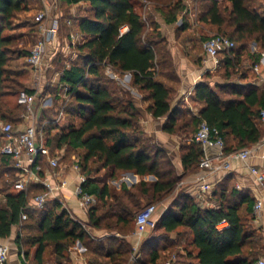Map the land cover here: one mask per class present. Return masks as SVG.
Masks as SVG:
<instances>
[{
	"label": "trees",
	"instance_id": "16d2710c",
	"mask_svg": "<svg viewBox=\"0 0 264 264\" xmlns=\"http://www.w3.org/2000/svg\"><path fill=\"white\" fill-rule=\"evenodd\" d=\"M61 1L62 4L70 5L87 4L86 15L63 17L61 21V30L74 29V34L85 37L81 44L69 46L77 59L71 62L59 78V84L69 89L67 95L70 99L63 101V110L67 115H75L80 125H69L59 132V112L54 116L42 112L39 125L43 127L53 153L66 146L75 151H83L78 161L82 173L89 178L88 192L96 197L97 203H101L104 209L100 215L97 204L89 211L88 226L98 230L117 227L125 231L141 208L144 195L149 192L153 196L174 192L182 180L168 152L157 145L155 139H143L146 133L135 101L129 95L130 91L117 89L115 80L106 79L104 74L107 69L119 75L131 74L133 87H139L148 94L146 100H150L151 104L147 111L155 119L167 117L165 132L178 134L185 131L188 134L181 148V161L187 174L194 172L204 157L201 146L193 141L202 120L220 130L227 153L246 149L248 145L260 140L262 133L258 120H261L260 113L264 109V86L233 79L235 71H239L242 49L236 48L220 56L218 71L223 67L231 72L226 74L223 84L215 87H211L207 81L198 84L195 97L204 106L197 118L180 121L182 110L180 107L173 109L171 105L175 90L163 82L169 80L178 83L174 62L169 64L167 61L172 58L167 51L166 41L157 40L154 33L149 35L147 24L137 12V4L145 0ZM226 1L230 7L222 8L216 0H210L202 20L218 27L215 35L227 36L236 43L254 42L257 46L256 53L252 54L255 65L261 57L260 52L264 51V13L252 7L251 0ZM24 5L25 0H0V114L8 112L4 98L14 90L7 85L10 82L8 63L11 40L2 34L10 28V21ZM178 12L179 9L175 10L167 22L175 23ZM125 27L128 30L123 33ZM150 29L154 32L156 26ZM28 54L29 51L25 56ZM209 78L210 74L205 76V79ZM245 79L242 77L240 80ZM16 84L19 89L23 88L21 83ZM23 91L35 93L28 89ZM73 101L76 105H72ZM227 136H232L237 143L236 148L228 146ZM90 164L95 165L97 173L110 172L109 177L113 180L122 173L131 172L141 178L154 176L156 181L151 189H148L150 185L141 181L137 188L122 185L121 193L112 194L108 181H97L89 176ZM3 175H9L14 189L17 170L11 158L0 154V179ZM14 192L7 194L5 204L0 206V239H8L13 229L18 228L16 244L25 261L30 254L23 252V233L31 230L38 232L31 244L36 246V264H46L45 255L50 247L55 256L54 264L69 263L70 258L65 260V253L77 242L84 244L91 254L108 256L107 264L129 263L133 248L128 242L114 237L94 239L68 211H61L57 201L50 202L43 210L28 211L29 219L21 222L22 211L37 195L44 193L45 188L33 185L26 191L14 189ZM212 201L217 206L205 207L183 190L175 209L165 212L156 228L160 226L168 234L179 228L186 229L196 249V264H254L263 257L258 256L264 246L260 241L263 236L254 225V197L218 185L208 199V204ZM34 214L38 215L37 220L32 217ZM223 222L228 225L220 228ZM166 241L163 239L156 242L149 238L140 250L145 261L139 258L136 264H157L161 257L159 246ZM98 257L91 261L99 264ZM189 257L192 255L189 254Z\"/></svg>",
	"mask_w": 264,
	"mask_h": 264
},
{
	"label": "rangeland",
	"instance_id": "374dc122",
	"mask_svg": "<svg viewBox=\"0 0 264 264\" xmlns=\"http://www.w3.org/2000/svg\"><path fill=\"white\" fill-rule=\"evenodd\" d=\"M53 1V0H51ZM55 1V0H54ZM51 2L49 8L51 9L49 12L48 23L52 22L56 17H79L81 15H86L85 10L87 9V4L80 3L79 5L73 4H57ZM221 6L223 7H230V4L226 0H216ZM250 3L252 7L258 9L261 13H264V0H251ZM138 3V2H137ZM210 0H145L137 4V12L141 14L145 23L148 27L149 35L151 33L155 34V38L157 40L162 41L164 39L166 41L167 49H170V46L173 45V48H177L178 44L181 43L185 46L184 52L186 50H190V56L192 55L194 59H199V55L203 57L204 50L203 44L209 38L214 36L218 33V27L202 20V16L204 11L210 5ZM59 6V7H57ZM179 6V12L177 14V21L173 24L167 22L168 17H171V14L178 10L176 7ZM46 9V5L42 0H25V5L23 6L22 10L15 14V16L10 21V28L6 29L2 36L11 40V44L9 46L10 49V61L8 63V71H9V79L10 82H7L8 86L13 87L12 94L7 95L4 98L5 103L8 107V112H3L0 114V147L2 144L1 139V127L6 122H14L15 125L20 124V119H22L23 115H28L29 112L23 108H21L18 104V96L24 90L28 89L36 93V100L33 105L34 111V120H38L40 123V117L42 112L46 113V115H53L57 112H61L63 101L68 100L64 98L65 91L63 85L59 84V78L62 75V72L65 69L70 67L72 61L77 59V56L73 53V49L69 47L72 45V38L69 33L74 32V29H63L61 30V40L60 46L51 49L49 54V60L47 59V69L45 73L40 76L36 77L33 70L28 66L26 62V52L30 51V48L34 45L38 38L39 32V25L36 22V17L39 13ZM62 21V19H61ZM156 26V30L153 32L150 27ZM38 30V31H37ZM37 31V32H36ZM72 32V34H74ZM71 34V35H72ZM175 38H177V43L175 42ZM191 40V41H190ZM189 42H191L189 44ZM254 42H237V49H242V57H241V64L239 65V71H235V75H233V79L237 82L242 83H253L259 87L264 86V79L260 78V74L254 72L252 70L253 65V53L257 51L254 48ZM73 46V45H72ZM175 46V47H174ZM192 46L190 49L189 47ZM74 47V46H73ZM203 59V58H201ZM51 60V61H50ZM169 64L174 62L169 58L167 59ZM172 61V62H171ZM175 67V66H174ZM262 69V68H261ZM230 70H225L223 67L217 71L215 74H210V76L223 79L226 77L227 73H230ZM109 72L105 73L106 79L115 80L108 74ZM117 77H119L123 82L124 85L129 83L133 87V79H129V82L125 80V75H119L117 73ZM242 77H246L245 80H240ZM117 83L115 87L117 89L123 90L124 87L120 84L118 80H115ZM16 83H21L23 88L19 89ZM177 85V84H174ZM176 87V86H174ZM133 89L139 92L145 99H148V94L145 91L140 90L139 87H133ZM178 89V88H177ZM173 93V100L175 101L177 94L176 89ZM131 93V91H130ZM130 97L134 99V97H138L137 94H129ZM59 98V100H58ZM70 99V98H69ZM126 100V99H124ZM172 100V101H173ZM54 102L49 108L50 102ZM173 101V102H174ZM123 101L121 102V104ZM72 105H76L73 101ZM50 109V110H49ZM186 111L192 112V110H182V120L188 119V115ZM181 123V122H180ZM75 124L76 126L80 125V120L75 117V115H67L59 121L57 125L59 132L62 131L64 128L68 127L69 125ZM197 129V126H196ZM151 138V137H150ZM143 139H149V135L146 134V137ZM159 145V144H157ZM60 151V157L63 159V167L69 170L74 162V159H79L83 154V151L80 150H73L68 148L67 146ZM90 173L89 176L94 178L97 181L103 182H110L113 178H110V172L102 171L100 173L96 172L95 165L90 164ZM177 172V170H176ZM178 173V172H177ZM105 180V181H104ZM117 180V179H116ZM118 181V180H117ZM128 181L130 187L132 188L135 186L136 188L139 186L141 181H145L151 189V185L156 181L154 176H146L144 178L139 177V180L135 176L128 177ZM136 181H138L136 183ZM11 179L9 175H3L0 179V206L5 204V196L9 193H15L13 187L11 186ZM182 180L177 185V190L174 192H170L167 194L162 195H152V192L149 194L144 195V201H142L141 208L136 212L133 219H131V223L127 226V230L121 231V229H117V227L105 230L110 235L116 234L119 232L121 236L129 234L130 231L136 229V217L138 214L148 205H155L157 207L158 216L161 218L162 215L172 209H175V204L178 202L179 194H181L182 189L181 185ZM136 183V184H135ZM118 184V182L116 183ZM116 184L109 183L111 188L112 194L121 193V187L118 188ZM180 189V191H179ZM182 189V190H181ZM137 193L139 192L138 189H134ZM140 193V192H139ZM98 204V203H97ZM96 204V205H97ZM98 208L100 209V215L104 213V209L101 203L98 204ZM35 220H37L38 215H33ZM82 221V219H81ZM28 224V223H27ZM88 224V223H87ZM85 228V227H84ZM86 229V228H85ZM15 238L18 233V229H15ZM150 239L153 241H160V240H167L163 242L159 246V251L162 252V262L161 264H166V262L172 258L174 255L177 256V261L175 264H196L195 255L196 249L192 246V238L189 235V232L184 228H179L176 232L172 234L166 233L160 226H158L155 230L151 231ZM37 231L25 230L23 233L24 236V247L23 252H28L30 254L29 258L27 259V264H36L34 260V254L36 251V246H32V238L37 235ZM260 237V234H258ZM122 238V237H121ZM122 240V239H121ZM260 241L264 246V238ZM78 243V242H77ZM77 243L73 246L75 247ZM160 245V244H159ZM71 247V248H73ZM153 249V248H152ZM192 253V254H191ZM189 254L192 257H189ZM71 256V249L65 253V260H68ZM258 256L264 257V250L260 252ZM257 256V257H258ZM46 264H54L55 256L52 254V248H48L47 253L45 255ZM65 263V262H64ZM68 264V262L66 263Z\"/></svg>",
	"mask_w": 264,
	"mask_h": 264
},
{
	"label": "built area",
	"instance_id": "2783aa9c",
	"mask_svg": "<svg viewBox=\"0 0 264 264\" xmlns=\"http://www.w3.org/2000/svg\"><path fill=\"white\" fill-rule=\"evenodd\" d=\"M42 1L45 3L46 9L36 17V22L39 25L38 38L26 57L28 66L33 70L37 78L45 73L47 66L49 67L47 59L49 60L51 49L56 48V43L59 41L62 19L59 16L48 23L49 12L51 10L49 8L50 0ZM57 4H59V0H56L55 5ZM68 24L71 23L68 22ZM127 30L128 27H125L122 32L124 33ZM71 38L72 45L75 46L76 35L72 34ZM236 48L237 43L223 35H214L203 44L206 61L219 62V58L223 53L232 52ZM260 56L264 59V51L260 52ZM259 67L258 64L254 65V72L260 73ZM68 90V88L64 87V98H67ZM35 100L36 93L31 94L27 91H22L18 96V104L25 107L29 114L22 116V122L18 124L19 127L12 123H5L1 127L2 144L0 154L11 158L14 163V169L17 170V178L13 182L14 189L19 192L26 191L33 185H41L45 188V192L37 195L26 209L22 211L21 222L29 219L28 211L43 210L52 201H57L61 205L62 210H66L72 215L62 198L63 193L69 191L72 185H74L72 190L73 197L77 200L79 207L89 214V211L97 204L96 197L90 194L87 189L89 178L82 173L77 158L74 159L70 168L76 173V177L70 180L66 176V168L63 167V160L59 156L60 151H55L54 153L51 151L48 139L43 132V127H40L38 120H34L33 105ZM49 102L50 108L53 102ZM64 116L65 112L62 108L57 118V123ZM260 116L264 122V109L261 111ZM193 141L201 146L204 153V157L199 164L204 174L200 178L198 185L199 192L203 195V198L198 199V201L202 205H208V198L214 190L213 185L208 182V178L216 173L230 170L233 160L247 161L253 151L246 148L237 152L227 153L225 151L226 143L220 130L210 126L205 120L200 122ZM262 145H264V141ZM212 149L216 150L215 156L209 154V151ZM250 171L256 182L264 186V171L254 166L250 167ZM117 182V180L111 181L112 184H116ZM262 209L263 201L259 200L254 205V214L259 215ZM74 219L80 222L88 233L93 236L89 232L90 230L86 223L76 218ZM159 219L160 217L155 205L145 207L136 218V225L141 230L139 233L140 237H142L146 229H155ZM227 225L226 222H223L219 227ZM10 253L11 245L9 243H2L0 239V264L8 262ZM176 261L177 256L174 255L166 264H175ZM254 264H264V257L257 259Z\"/></svg>",
	"mask_w": 264,
	"mask_h": 264
},
{
	"label": "crops",
	"instance_id": "0c3cea01",
	"mask_svg": "<svg viewBox=\"0 0 264 264\" xmlns=\"http://www.w3.org/2000/svg\"><path fill=\"white\" fill-rule=\"evenodd\" d=\"M54 1V0H53ZM50 0V3L53 2ZM56 3V0L54 1ZM62 4V1L59 0V6ZM58 6V7H59ZM77 37L76 45L81 44L85 37L82 35L74 34ZM60 40H61V32L59 35V41L56 43V47L60 46ZM191 41V40H190ZM175 42L177 43V38H175ZM191 42H189L190 44ZM192 44V43H191ZM71 45V44H70ZM69 45V46H70ZM177 48H173V45L170 46V49H167L169 54L171 55V58L174 59V66L178 78V83H175L177 85H174L173 82L169 80H163L164 84L168 87H172L176 89V99L175 101L171 102L172 108H179L181 110H192V112L186 111V114L188 115V118H197L199 115V111L203 108L204 104L200 101H198L195 97V88L198 84L202 83L203 81H207L211 87H215L218 84H223L221 79H218L216 77H211L209 79H205V76L208 74H215L219 69V62L215 61H206L205 54L203 57L199 55V59H194V57L190 56V50H185V46H183L181 43L178 44ZM256 44L254 45V48L256 49ZM190 49L192 46L189 47ZM51 52V51H50ZM255 53V52H254ZM203 58V59H201ZM260 67V78L264 79V59L260 57V59L256 62ZM255 64V65H256ZM254 65V64H253ZM262 68V69H261ZM253 70V67H252ZM254 71V70H253ZM108 74L111 75L112 78L115 80H118L120 84L124 87V89L131 91L132 94H137V98L134 97L135 106L138 109V112L141 116V124L144 128V131L146 134L149 135V137L155 139L157 143L168 152L170 155L173 164L175 165V168L178 172V174L181 176L182 182L181 187L184 189V192L191 196L193 199L198 201V199L203 198V195L199 192L198 185L199 180L204 174V171L198 167L194 172L192 173H185L182 161H181V148L185 145V139L188 134H186L185 131L178 132V134H168L164 131L165 124L167 122V117H163L160 119H155L153 116L147 111V107L151 104L150 100H146L139 92L135 91L129 83L124 85V82L117 77V74L114 73L111 69H107ZM125 80L129 82V79L131 80V74L126 73ZM176 86V87H174ZM178 88V89H177ZM258 126L262 133L261 138L258 142L248 145L246 148L251 149L252 155L250 158L243 162L240 160H233L231 162V168L228 171H222L219 173H216L214 175H211L208 178V182L213 185L214 190L212 194L209 196L208 199H210L218 185L228 187L229 189H236L240 192H246L250 194L255 199V203L259 200L263 201V209L260 212L259 215H255V221L254 225L256 228H258L264 238V186L260 185L256 182L254 176L251 174L250 167L254 166L260 170L264 171V145H262V142L264 141V122L262 120H258ZM19 127L18 125H16ZM184 126V125H183ZM182 126V128H183ZM186 130V129H184ZM188 131H190V128L188 127ZM228 146L231 148H236L237 143L232 139V136L226 137ZM190 143V142H189ZM209 154L211 156L216 155V150L212 149L209 151ZM63 160V159H62ZM63 162V161H62ZM66 176L71 180L76 177V173L72 171L71 169L65 170ZM135 176L137 180H139V176L131 173V172H125L122 173L118 180V188L122 187V185H127L130 187L128 177ZM138 181H136L137 183ZM111 183L108 182V184ZM135 183V184H136ZM74 188V185L71 186V189L69 191H65L62 195L63 200L66 202L68 208L70 209L71 216L73 218H76L78 220H81L84 223H88V214L79 207V204L77 200L72 195V190ZM205 198V196H204ZM205 207H215L217 206V203L215 201L210 202L208 205H204ZM62 211V209H61ZM88 225V224H87ZM15 229H13V233L11 237L8 239H1L2 243H9L11 245V253L9 260L6 264H27V260L25 261V257L22 253H20V250L16 244V238H15ZM89 232L93 235L92 237L94 239L103 240L105 238L114 237L117 239H122L128 242L131 247L133 248V254L131 255V258L129 260L128 264H136V261L141 258L143 260V255L140 254V250L145 242L150 238V234L152 233L150 229H146L142 237H140V228L137 227L136 229L130 231L129 234L121 236L119 232L116 234L110 235L105 230H98L93 229L92 227L88 226ZM122 237V238H121ZM160 259L157 261V264H161L162 262V252L160 251ZM98 256L91 254L87 251V248L82 244L81 242H78L77 245L73 248H71V256L68 264H97L95 262H92V258H97ZM99 264L105 263L107 264L109 262L108 256L106 257H98ZM145 261V260H143ZM197 262V260H196Z\"/></svg>",
	"mask_w": 264,
	"mask_h": 264
}]
</instances>
